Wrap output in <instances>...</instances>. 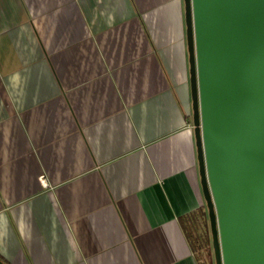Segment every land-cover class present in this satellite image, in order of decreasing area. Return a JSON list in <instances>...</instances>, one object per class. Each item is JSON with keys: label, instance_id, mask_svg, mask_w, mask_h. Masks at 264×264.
Segmentation results:
<instances>
[{"label": "crops", "instance_id": "0c3cea01", "mask_svg": "<svg viewBox=\"0 0 264 264\" xmlns=\"http://www.w3.org/2000/svg\"><path fill=\"white\" fill-rule=\"evenodd\" d=\"M184 12L0 0L1 261L201 264Z\"/></svg>", "mask_w": 264, "mask_h": 264}, {"label": "water", "instance_id": "95a60500", "mask_svg": "<svg viewBox=\"0 0 264 264\" xmlns=\"http://www.w3.org/2000/svg\"><path fill=\"white\" fill-rule=\"evenodd\" d=\"M184 3L215 264H264V0Z\"/></svg>", "mask_w": 264, "mask_h": 264}, {"label": "trees", "instance_id": "16d2710c", "mask_svg": "<svg viewBox=\"0 0 264 264\" xmlns=\"http://www.w3.org/2000/svg\"><path fill=\"white\" fill-rule=\"evenodd\" d=\"M206 207L201 209L199 217L187 229V235L193 250L197 253L201 264H215L211 241V231Z\"/></svg>", "mask_w": 264, "mask_h": 264}]
</instances>
